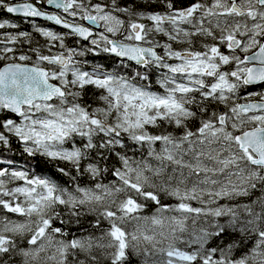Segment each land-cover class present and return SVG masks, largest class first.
Here are the masks:
<instances>
[{"label": "snow or ice", "instance_id": "obj_1", "mask_svg": "<svg viewBox=\"0 0 264 264\" xmlns=\"http://www.w3.org/2000/svg\"><path fill=\"white\" fill-rule=\"evenodd\" d=\"M154 2L161 11L126 0H46L101 26L94 37L75 19L0 0L7 13L69 30L34 25L60 42L58 53L50 43L49 54L17 55L8 45L27 32L0 39V146L14 138L41 158L30 167L52 164L68 178L0 168V264L16 256L22 264H264V0ZM17 27L0 22V30ZM69 36L79 49L64 43ZM89 53L116 66L89 71L81 59ZM145 149L158 166L134 158ZM113 158L118 167L101 168ZM102 171L115 179L98 181ZM85 175L95 183L82 185ZM149 202L155 213L141 215Z\"/></svg>", "mask_w": 264, "mask_h": 264}, {"label": "trees", "instance_id": "obj_2", "mask_svg": "<svg viewBox=\"0 0 264 264\" xmlns=\"http://www.w3.org/2000/svg\"><path fill=\"white\" fill-rule=\"evenodd\" d=\"M85 2H87V0H85ZM95 2V0H94ZM126 2H130V3H134L136 5H138V11L141 12H145V13H149V12H153V11H161V8L159 6V4L155 3L154 0H126ZM187 0H177V4L178 6H182V5H186ZM4 19H7L13 23H17L18 27L15 29H5V30H0V32L3 33H9L11 35H17L20 32H27L30 33L29 37H24V38H20L18 39L14 44H10V47H13L15 49V52L17 55H19L21 52H25L28 54H32L31 53V49L32 48H39L42 52H44V54L48 53V46L51 42L48 41V39L46 40L45 38H43L39 32L33 30L32 26L30 24H27V22H23L20 19H16V18H12L11 16H8L7 14L4 13L3 10L0 11V22L3 21ZM48 26V25H45ZM50 27V26H49ZM57 32H61L58 30H55ZM158 39H160V42L164 41V38L161 39L160 36L158 37ZM65 44H69L70 40L69 38L65 39ZM44 44V45H43ZM16 45V46H15ZM85 59V58H83ZM90 62H92L93 64H101L105 66L106 70H112V67H108L106 64V61L103 60L102 57H92L91 60H88ZM4 62H0V66H2ZM95 106V105H94ZM223 109V106H220L219 109H215L217 111ZM213 109L210 108V111H212ZM194 130V129H193ZM129 156L133 155L132 151L128 152ZM144 157L145 159H148L150 161L151 164H157V162H153V160H151V158L147 157V150L145 149L143 152H137L135 155V159L140 160L141 157ZM41 158L37 157V158H32V157H28L27 154L23 153L22 147L20 146V144L13 138L11 141V146L10 148L7 147H3L0 146V165H2L3 167H6L9 169V171H11V169H16V170H21V169H26L29 174L31 175L33 172L36 175H40V176H50L53 179H55L58 183H65L67 181V177H61L59 173H55V168L52 164H46L41 162L39 164V166L33 168L30 167V165H35L37 160H40ZM8 160H12L14 163L12 165H9L7 163ZM101 168H105L107 167L109 170L113 169L114 167H118L119 163L118 161H116L114 158L112 160L109 161H103L100 164ZM153 166V165H152ZM2 167V168H3ZM155 167V166H154ZM171 166L169 168V172H170ZM55 173V175H54ZM147 175L151 176L152 173H146ZM82 181V185H93L95 182L92 181V179L85 175L84 177L80 178ZM98 181L103 182L105 184L112 182L115 178L112 177L110 175V172H103L100 177L97 178ZM20 181L14 182L11 185H16V184H20ZM261 195V193L258 191L256 193L255 196L252 197V199H256L257 196ZM5 199H8L7 197H5ZM163 204H176L177 201L174 198L171 197H167V196H163L162 197V201ZM223 202H227V201H223ZM244 202H248L247 199L245 198ZM193 207H200L199 203L196 202H191ZM156 205L152 204L151 202H149V206L145 208V210L141 213V215L143 216H152L153 213H155L156 210ZM9 217H11L12 219H17L18 217H16L14 214H7ZM167 215H172V213H168ZM66 218V217H65ZM89 219H92V217H89ZM57 226H59V222L57 221ZM105 228L107 227V223L105 222L103 225ZM151 226V225H149ZM131 225H129V230H131ZM160 229L157 228V231H159ZM73 231L77 232V234H81L76 228L75 226L73 227ZM96 235H99V230H96ZM17 242L21 244L22 247H26V243L22 242L19 240V238H17ZM219 243V241H218ZM253 242H249L247 244V247L241 251H233V256H235L236 258H239L241 255H243L246 251H248L251 247ZM43 255V254H42ZM157 259L159 257H156ZM22 260L23 258L20 256H16L14 258V264H22ZM134 260L139 262L140 258L139 257H134Z\"/></svg>", "mask_w": 264, "mask_h": 264}, {"label": "flooded vegetation", "instance_id": "obj_3", "mask_svg": "<svg viewBox=\"0 0 264 264\" xmlns=\"http://www.w3.org/2000/svg\"><path fill=\"white\" fill-rule=\"evenodd\" d=\"M7 2L10 3V4L31 2L34 5H36L39 8L40 11H44V12H46L48 14H58L62 18L68 20L69 22H72L75 19V22L76 23H79V24H82V25H84L86 27H89L93 31L94 37L96 36V34H98L99 32H102L103 31V28L101 26H99V25H91L88 21L80 20L79 16H77L76 18H73L71 16H68L66 13L63 12L62 9H56L53 5H48L46 3V0H43V2H40V0H7ZM1 10L2 9H0V11ZM8 16H10V15H8ZM122 18H125L126 19V17H123V16H122ZM46 23L47 22H43V21H40V22H38V21H27V24H30V25L31 24H33V25L34 24H37L38 27H43L44 25H47ZM150 25L151 24H149V26ZM184 27L185 28H190V26H187V25H185ZM43 28L44 29H47L48 31H50V30L51 31L52 30L54 31V29H50V28H46V27H43ZM64 33H66V32H63L62 34H64ZM42 37L47 40L46 37H44V36H42ZM158 37H159V34H157L156 38L158 39ZM67 38H69V40H70V43L67 45L68 47L69 46L70 47L73 46V48H75V47L78 48V49L80 48V44L77 43V41L79 40L77 37H75V36H69V37H66L65 39H67ZM110 38L115 39L116 37H111L110 36ZM166 40H167V38L164 37V41L161 42V43H164ZM59 43H60L59 41L51 42V44H54L55 45L54 47L51 48V52L52 53H58L59 51H62V49H60V47H59ZM84 43L87 44V42H84ZM87 46L90 47L91 45L90 44H87ZM47 54H49V52ZM100 54L99 55H93L92 53H89L86 57H83V58H85L87 60H91L92 57H94V56H96V57H102L103 60L106 61V64H107L108 67L114 68L116 66V64L114 62V59L112 57H110L108 54H105V53H100ZM83 58H81V59H83ZM116 59L118 60L119 58H116ZM125 62L128 63L127 61H125ZM88 65H92V62L89 61V64ZM153 81H155V76L153 77Z\"/></svg>", "mask_w": 264, "mask_h": 264}, {"label": "water", "instance_id": "obj_4", "mask_svg": "<svg viewBox=\"0 0 264 264\" xmlns=\"http://www.w3.org/2000/svg\"><path fill=\"white\" fill-rule=\"evenodd\" d=\"M35 6V5H34ZM5 13H7L6 11H5ZM8 15H11V16H13V17H16V18H22V19H27V20H36V21H43V22H47V23H49V24H51L52 26H55V27H57V28H59L60 30H63V31H66V32H68L69 30L68 29H64L63 28V26L62 25H57V24H55V22L54 21H49V20H47V19H45V18H43V17H28V18H26V17H23L22 15H19V14H10V13H7ZM84 26V25H83ZM86 27V26H85ZM78 38V37H77ZM79 39V38H78ZM131 63H135V62H131Z\"/></svg>", "mask_w": 264, "mask_h": 264}, {"label": "rangeland", "instance_id": "obj_5", "mask_svg": "<svg viewBox=\"0 0 264 264\" xmlns=\"http://www.w3.org/2000/svg\"><path fill=\"white\" fill-rule=\"evenodd\" d=\"M141 22H143V23H145L146 25H149V24H151V22L150 21H146V20H144V21H141ZM34 25H36L37 26V24H34ZM34 25H31L32 26V28H33V30H35V28H34ZM39 28H41V29H44L43 27H39ZM44 30H47V29H44ZM48 31V30H47ZM53 31V30H52ZM53 32H55V31H53ZM55 33H57V32H55ZM9 34V33H8ZM57 34H59V35H62L61 33H57ZM5 38V36H4V33L3 32H0V39H4ZM67 45V44H66ZM3 45H0V47H2ZM9 46V45H8ZM10 47V46H9ZM87 67V70H91V65H87L86 66ZM112 70H113V68H112ZM112 70H108V71H112ZM239 102H241V103H243L244 101L243 100H240ZM222 106V105H221ZM153 162H155V160H153ZM157 162V164H152L153 166H158V161H156ZM3 166L2 165H0V168H2ZM12 170V169H11ZM155 179V178H154ZM22 183V182H21ZM15 186V185H14ZM8 187L9 188H11V187H13V185H11V184H9L8 185ZM193 202H196V201H193ZM197 203V202H196Z\"/></svg>", "mask_w": 264, "mask_h": 264}, {"label": "bare ground", "instance_id": "obj_6", "mask_svg": "<svg viewBox=\"0 0 264 264\" xmlns=\"http://www.w3.org/2000/svg\"><path fill=\"white\" fill-rule=\"evenodd\" d=\"M29 3H31V2H29ZM36 6V5H35ZM4 11V10H3ZM4 13H5V11H4ZM5 14H7V13H5ZM8 15V14H7ZM11 16V15H10ZM12 18H16V17H13V16H11ZM16 19H20L21 21H23V22H27V21H36V20H27V19H22V18H16ZM2 22V21H1ZM9 22H11V21H9ZM38 22H40V21H38ZM11 23H13V22H11ZM15 24H17V23H15ZM48 26H43V27H46V28H50V29H54V31L55 30H58V31H61V32H57V31H55V32H57V33H63V32H66V31H63V30H60L59 28H57V27H55V26H52L51 24H49V23H46ZM18 25V24H17ZM31 25H33V24H31ZM50 26V27H49ZM36 31V30H35ZM51 31V30H50ZM44 45V44H43ZM73 45V44H72ZM75 45V44H74ZM16 46V45H15ZM77 46V45H76ZM70 47V46H69ZM73 47V46H72ZM76 48V47H75ZM101 55V54H100Z\"/></svg>", "mask_w": 264, "mask_h": 264}]
</instances>
